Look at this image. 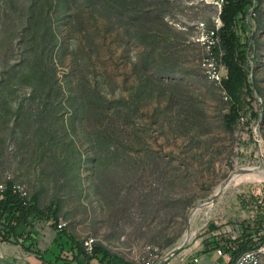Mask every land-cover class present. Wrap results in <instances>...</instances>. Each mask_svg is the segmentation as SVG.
<instances>
[{
  "label": "rangeland",
  "instance_id": "obj_1",
  "mask_svg": "<svg viewBox=\"0 0 264 264\" xmlns=\"http://www.w3.org/2000/svg\"><path fill=\"white\" fill-rule=\"evenodd\" d=\"M222 5L0 0V183L43 211L5 243L43 264L25 233H57L55 211L116 264H231L235 240L264 224V0L235 20L241 73L226 90L200 66ZM8 233L3 220L0 248Z\"/></svg>",
  "mask_w": 264,
  "mask_h": 264
},
{
  "label": "trees",
  "instance_id": "obj_2",
  "mask_svg": "<svg viewBox=\"0 0 264 264\" xmlns=\"http://www.w3.org/2000/svg\"><path fill=\"white\" fill-rule=\"evenodd\" d=\"M223 5L221 9V13L219 19L222 23V27L218 31L219 37V47L214 50L215 55L218 57L220 53H223L221 59L225 60V65L228 69V79L223 82V88L228 89L230 85L238 80V76L240 75L241 71L240 68L237 66L236 58L234 54V50L232 44L229 43L230 35H232L233 27L235 24V20L239 15H243V11L245 8V4L248 0H222ZM237 116V110L232 107L230 109L229 114L225 115L224 123L226 128H229L231 123L234 121L235 117ZM12 183H6V190L1 195L0 198V224L2 221L7 222V227L9 233L7 237H1V242L5 243L8 242L9 234L14 237V231L19 224H25L27 218L30 216H38L42 214V210L38 209L33 202H26L25 200L19 198L16 194H14L11 190ZM48 218H51L54 221L55 227L58 222V217L56 216V212L52 211ZM28 226V225H27ZM260 230L255 231H245L241 234L240 238L235 240L236 247H230L227 250V253L230 256L231 264L234 263L236 258L241 255L245 251H249L253 248L264 243V235H259ZM68 239L70 245L74 246L77 250L78 255L84 257L86 264L92 259H98L100 257L99 263L100 264H113L112 261L114 257L110 256L109 253L100 246H93L92 252L87 254L84 250L83 244L75 241L64 229L58 230L57 232V240L58 242L60 239ZM257 238L258 242L255 246H251L252 241ZM29 234L26 236V240H29ZM233 243V242H231ZM21 248L27 251V248L24 247L23 243L20 244ZM125 264V263H124Z\"/></svg>",
  "mask_w": 264,
  "mask_h": 264
},
{
  "label": "built area",
  "instance_id": "obj_3",
  "mask_svg": "<svg viewBox=\"0 0 264 264\" xmlns=\"http://www.w3.org/2000/svg\"><path fill=\"white\" fill-rule=\"evenodd\" d=\"M217 30L218 29H212L210 31H207L205 37L201 39V43L205 46L207 52L205 57L201 60L200 66L202 68L204 77L210 83L223 89V82L226 76L222 73L219 65L217 64V56L214 53V50L218 45ZM6 188V183H0V198ZM11 190L19 198L23 200L26 198L27 193L23 189V187L12 183ZM64 226L65 224L58 223L57 228L58 230H61ZM259 235H264V224L260 229ZM93 244L94 239H88L84 241L83 247L87 254H90L92 252ZM216 254L221 258L223 257L220 249L216 250ZM194 262L196 263L197 260L195 259ZM233 264H264V243L249 251L243 252L236 258Z\"/></svg>",
  "mask_w": 264,
  "mask_h": 264
},
{
  "label": "crops",
  "instance_id": "obj_4",
  "mask_svg": "<svg viewBox=\"0 0 264 264\" xmlns=\"http://www.w3.org/2000/svg\"><path fill=\"white\" fill-rule=\"evenodd\" d=\"M30 236L29 241H35V247L38 248L42 253L38 256L41 263L45 264H86L84 257L78 255V252L72 245L68 242V239H60L57 240V233L55 232L53 235L49 232L37 233L36 230H28L25 235ZM17 236V235H16ZM47 244H43L46 242ZM30 242V243H31ZM22 245V243H20ZM20 244L13 245L11 243H2V247L0 248L1 255L0 262H3L4 257L12 258V260H17L16 264H20L22 259L29 260V264H34L35 259L29 258L25 256L24 250L21 248ZM24 245V243H23ZM65 245H69V249L67 251H63L65 249ZM25 247V246H24ZM28 252V251H27ZM28 254V253H27ZM50 256V257H49ZM3 259V260H2ZM52 259V260H51ZM197 260V264H201L202 258H194L192 261ZM11 260V259H8ZM11 260V261H12ZM51 260V261H50ZM100 257L98 259H92L89 264H100ZM224 262V261H223ZM113 264H116L115 261H112ZM226 264V263H224Z\"/></svg>",
  "mask_w": 264,
  "mask_h": 264
}]
</instances>
